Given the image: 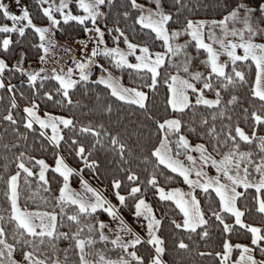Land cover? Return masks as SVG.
I'll return each instance as SVG.
<instances>
[{
  "label": "snow or ice",
  "instance_id": "snow-or-ice-1",
  "mask_svg": "<svg viewBox=\"0 0 264 264\" xmlns=\"http://www.w3.org/2000/svg\"><path fill=\"white\" fill-rule=\"evenodd\" d=\"M35 4L46 23L35 22L28 4L15 0L17 13L11 10L9 3L0 0V18L11 21L0 23V89H6L10 94L4 112L0 113V123L6 122L4 135L9 131L16 134L14 144L2 143L5 161L11 152L16 170L5 175L7 211H0V264H71L69 248L75 249L73 254L78 256L77 264H168L164 259L168 251L166 241L159 234L165 214L158 217L146 199L145 193L150 188L155 189L154 195L160 201H171L182 214L179 220L169 219L175 229L181 230V238L173 242L177 251L174 264H187L184 256L193 254L212 257V264H264V135L257 136L255 127L249 134L238 121L233 125L231 116L232 106L240 100L235 89L247 84L250 96L258 99L260 109L241 106L244 119L247 121L250 113L253 125L264 126V0H224L221 18L211 20L190 18L192 10L183 0H172L171 4L166 0H148L147 4L138 0H124V3L74 0V6L73 0H59L58 3L56 0H35ZM130 18L132 23L129 25L126 22ZM64 25L79 28L87 34L86 38L79 33L68 37L80 45L79 55L73 53L69 57L71 63L64 62L59 69L48 70L43 65L48 62L49 53L57 56V47L63 48L65 53L73 52L71 46L64 47L55 38L56 30ZM137 25L144 39L134 42L127 32L129 28L136 32ZM26 29L39 38V44L33 47H38L41 66L34 70L23 67L28 55L23 48L14 53L13 62H8L14 47L12 35L17 34V41H22ZM184 35L189 39L178 41ZM229 36L238 39H226ZM157 42L163 51L154 50ZM191 42L197 51L202 49L207 54L201 61L204 70L192 68L193 59L187 51ZM121 43L125 47H121ZM213 43L219 48H214ZM237 48L243 50L242 55L237 54ZM221 53L231 61L230 70L220 62ZM130 56L135 57V62L130 61ZM102 61L118 70H136L142 77L141 87L124 85ZM238 61L255 65L254 80L246 78L243 68L237 67ZM97 68L99 74L91 79ZM6 71L8 83L4 79ZM15 72L25 77L20 87L11 83V74ZM161 83L166 86V110H172L166 117L153 114L149 108L150 93L145 90L154 94ZM24 84L28 87L27 95ZM90 84L105 86L116 101L135 106L142 120L151 122L154 131L150 134L158 143L151 147L148 155H144L143 150L139 154V159L152 169L144 179L131 167L137 158L136 148L140 147L143 125L129 121L122 126L124 117L120 113L113 120V103L102 107L99 123L92 120L79 122L74 113L65 115L45 110L41 115L38 112L41 102L78 109L81 101L72 97L81 86L86 94ZM205 90L214 95L210 98ZM17 93L27 101L22 106V113L15 111L21 108ZM225 93H230L226 100L223 98ZM188 112L191 116L185 119ZM104 116L108 117V125L103 122ZM218 118L221 121L219 131ZM21 123L25 131L17 127ZM111 124H116L118 130L110 127ZM29 131L38 133L42 148H51L54 165H49L42 157L26 155L23 150L12 151L18 148L21 138L27 140ZM195 133H199V138L193 144L189 135ZM242 142L255 145V149L244 150ZM65 150L83 161L80 167H72L67 162ZM98 151L116 157L119 171L124 173V178L113 176L111 179L117 203L84 178L85 167L99 173ZM257 151L259 162L254 161ZM180 155H184L191 166L182 162L178 158ZM33 161L38 166V173L29 166ZM208 165L215 169V175L206 171ZM159 166L182 177L188 190L162 187L158 176H165L167 181L173 180V176L158 171ZM4 168L7 173V163ZM49 169L62 178L58 194L53 197V207L59 206V213L22 207L19 203L21 174L25 184H29L30 177H35L37 190L43 188L49 192L50 181L46 176ZM73 176L78 177L80 191L70 187ZM241 188L255 190L254 204H248V194L238 190ZM196 189L201 190L203 201ZM69 204L74 206L71 212L66 211ZM123 207L136 218L144 230L143 235L126 221ZM98 209L111 219H100ZM253 215L259 216V224L249 222ZM65 217L72 223L65 225ZM9 224L10 229L6 227ZM73 225L75 231L71 230ZM58 226H66L69 231H59ZM83 229H87V235L83 234ZM105 229L115 235L110 237ZM217 233L220 240L215 244L213 237ZM241 234L248 242L240 241ZM122 235L129 239H122ZM234 236L236 242H233ZM62 239L74 242L63 248V257L59 255L58 247ZM97 240L110 241L111 247L119 248L120 252L115 258L106 255L94 248ZM142 242L151 246L147 257L136 247ZM91 256L96 259H89Z\"/></svg>",
  "mask_w": 264,
  "mask_h": 264
},
{
  "label": "trees",
  "instance_id": "trees-1",
  "mask_svg": "<svg viewBox=\"0 0 264 264\" xmlns=\"http://www.w3.org/2000/svg\"><path fill=\"white\" fill-rule=\"evenodd\" d=\"M119 3H124V0H118ZM138 2L141 3H148V0H138ZM183 2L188 5V7L192 10V14L190 18L192 19H219L220 16V10L223 6L224 0H183ZM21 4H28L30 6V10L33 13V16L35 18L36 23H46V18L42 16V14L39 13L35 0H20ZM167 4H171L172 0H166ZM197 5H200L197 7ZM73 6H74V0H73ZM75 10V9H74ZM183 15H188L187 12H183ZM8 20L0 18V23H8ZM127 24H131L132 20L131 18L126 22ZM110 26V25H109ZM175 27H179V25H173ZM103 27V25H101ZM137 31L133 32L131 28L128 29L127 34L131 39H133L134 42L143 40L144 35L140 31L139 25L136 26ZM26 36L23 38L22 41H17V34L12 35V39L14 41V47L11 54H9V60L8 62L11 63L15 59L14 53L18 51L20 48H23L27 53V57L23 62V67L26 69H29L31 64H35L39 60V50L38 47H33V45L39 44V38L38 36H35L30 29H26ZM77 33L79 35L84 36V33L79 28H74L72 26L64 25L56 30L55 38L57 40H72L68 39V37L75 36ZM185 37V40H188L189 38L185 35L182 36V38ZM0 39H2V34H0ZM109 45L111 46V40H108ZM192 46L188 48V53L193 59L192 68L193 70H204L205 66L201 63V61L204 60L206 57V52L204 50L197 51L194 47V42H191ZM120 46H123L121 43ZM154 50H163L161 47L160 42H157L155 44ZM133 58V56H131ZM173 59H177L174 57ZM179 59H183V57H179ZM105 63L106 67H109L110 70L113 71V74L120 77L121 83H123L126 86L129 87H141L140 80L142 77L137 75L136 70L133 69H115L114 65H108L106 61H102ZM226 69L230 70L232 67L231 62L225 61ZM237 67H242L243 70L246 73V78L248 80H254V71H255V65L253 63H246V62H237ZM174 70V69H173ZM99 74V69H96V72L92 75L91 79H95V76ZM181 75H184L183 72L180 73ZM206 74V72H205ZM11 83L17 85L20 87L22 85V81L25 79V77L19 73L15 72L11 74ZM9 73L5 72V83L9 82ZM54 83V82H53ZM199 87V84L197 85ZM23 90L25 91L26 95L28 94V87L26 84L23 85ZM149 91V108L153 112L154 115H158L159 117H166L167 115L171 114L172 110L167 109L165 106V98H166V86L161 83V85L158 86L156 92L153 94L151 90ZM206 95H208L210 98L214 95L212 92H208L205 90ZM97 93H99V99H97ZM235 94L240 97V100L235 104V106H232L231 109V116H232V123L235 125V123L238 121L240 123V126L245 129L246 132L249 134L252 131V128L255 127L257 129V136L264 135V126L256 124L253 125L251 122V116L249 113L248 120L246 121L244 119L243 114V107H247L250 110L255 108L257 111L260 109V104L257 98H253L249 94V86L245 84L243 87H237L235 89ZM230 93H225L223 98L226 100L229 97ZM10 94L7 93L6 89H0V113L4 112L5 107L8 104ZM73 100H80V106L78 109L68 108V107H59L54 106L52 104L45 105L43 102L40 103V106L38 108L39 113H43L45 110L56 112L57 114H69L74 113L77 120L82 123H87L89 120H92L93 123H99L101 122V109L104 105L107 103H113L114 106V113L112 119L115 120L116 114L120 113L123 114L124 120L121 121V125H126L127 122L131 121L132 124L140 123L143 126L141 127V132L143 133L142 139L139 141L140 147L136 148L137 152V158L134 159L131 163V167L137 171L140 174L141 179H144L147 176V172L151 171V165H146L141 159H139V154L141 153V150H143L144 155H148L151 147L154 144L158 143V140L155 136H152L150 133L154 131V128L151 127V122H145L142 120L141 113L138 112L135 108V106H129L126 104H123L122 102H118L115 100L114 97H111L106 90L105 86L103 85H89L88 91L85 94V89L83 86H81L73 95ZM17 100L21 104V108L15 110L18 113H22V106L24 103H26V100H22L18 93H17ZM131 113V115H129ZM207 114V113H205ZM191 116V113L188 112L185 116V119H189ZM19 115L17 116V119H19ZM225 121H227V116L224 118ZM103 122L108 125V117H103ZM6 122L0 123V136H3V140H0V211H7V202H6V182H5V175H10L12 172H14L15 169V161L12 159V153H8V161H5L4 155H5V149L2 147L3 142H7L10 144L15 143V135L14 133H11L10 131L4 135L5 129L4 124ZM209 123H211V120L209 118ZM221 125V121L218 118L216 120V126L217 130L219 131ZM110 127H113L118 130V126L116 124L109 125ZM17 127L20 129V131H25L23 124L17 125ZM38 128V126H36ZM62 127V126H61ZM66 132V130H65ZM199 133L191 134L189 135L190 143H196L198 142ZM86 143L88 141H85ZM131 142V141H130ZM242 146L244 150H248L249 147L255 149V145H244L242 142ZM174 147V145H173ZM20 150L25 151L26 155L29 156H36L37 158H44L46 162L49 165L54 164V156L52 153V150L50 147H41V141L38 139V133L37 132H28L27 140H24L23 138L20 139V144L17 149H13L12 151L18 152ZM63 154L67 158V162L72 167H80L83 161L74 155V153H70V150H65ZM96 155L100 159V170L99 173L93 172L91 169L85 167L83 169V175L84 178H86L91 184L97 185L102 188L103 193L106 197L114 201V203H117L115 200V196L113 193V190L111 188V179L113 176L124 178V173L119 171V165L116 163V157H114L111 153H105L103 151H98ZM258 151L254 155V161H258ZM5 163L8 164L7 173H5L4 165ZM30 167H33V170L38 173V166L35 165V162H31L29 164ZM125 167H128V165H125ZM159 170H162L166 175H172L173 180L167 181L165 179V176H158V181L162 187L165 188H171V187H186V185L183 182L182 177L178 178V174H172L170 170L163 168V166H159ZM46 176L50 181V189L51 191L45 192L43 188L38 189V181L35 177L29 178V184H25L23 173L20 177V198L19 203L22 207H28V208H34V209H43L46 211H53L55 210L57 213H59L60 208L59 206L53 207L55 204V200L53 197L58 194V187L59 184L62 183V178L59 177V174H54L51 169H49L46 172ZM78 177L73 176L70 179V183L72 185L75 184V180H77ZM240 191H246L247 192V202L248 204H254L255 201L252 200V196L255 195L254 189H238ZM155 189H151L145 193L146 199L151 203L154 207V210L156 212V215L159 217L162 213L164 215L163 220V228L160 230V233L162 236H164L166 241V248L168 251L164 255V259L168 261V264H174V261L177 257V251L174 248V241L181 238V230L175 229L173 225L169 223L170 218L175 219H181L182 214L179 213L178 209L175 208V206L172 204L171 201H160L159 197L154 195ZM197 195L201 200L203 201L204 196L201 193L200 189H196ZM214 195V193H213ZM42 197H46V199H42ZM171 205V207H169ZM243 206V201H242ZM74 209V206L71 204L68 205L66 208V211L71 212ZM99 218L105 220L108 215L107 213H104L103 211L99 210L97 211ZM122 214L125 218H130L131 212L128 210L127 207L122 208ZM59 221V216H58ZM85 223L88 221L85 220ZM249 222H253L256 224L260 223L259 216L253 215L249 218ZM72 222H69L67 218L65 217L64 224L68 225ZM9 229L11 228V225H6ZM59 231H69L68 227H59ZM72 231H75V226L73 225L71 228ZM83 234L87 235V229H83ZM186 238V237H185ZM194 239H196L194 237ZM214 243L218 244L220 237L217 233L213 237ZM241 242H248L244 239L243 235L241 234L240 237ZM10 242H12L10 240ZM233 242H236L235 236L233 237ZM70 243H74L73 241L69 240H61L58 244V247L60 249L59 255L63 257V248L68 247ZM203 244V242H201ZM139 253L145 255L147 257V253L151 250V246L147 245L146 243H143L141 245L136 246ZM95 249H99L100 251L104 252L106 255L111 256L115 258L118 253L120 252L119 248H112L109 242H101L99 240L96 241L94 245ZM131 250V248H130ZM201 250H203L201 248ZM75 249L69 248V261L71 264H77L78 262V256L74 255ZM19 259V257H17ZM89 259H96L95 256L89 257ZM184 259L186 260L187 264H212V257H206L202 258L196 255H185ZM146 264V262H145Z\"/></svg>",
  "mask_w": 264,
  "mask_h": 264
},
{
  "label": "rangeland",
  "instance_id": "rangeland-1",
  "mask_svg": "<svg viewBox=\"0 0 264 264\" xmlns=\"http://www.w3.org/2000/svg\"><path fill=\"white\" fill-rule=\"evenodd\" d=\"M56 2L58 3L59 0H56ZM9 4L15 9V12L18 13L19 9H18V8L16 7V5H15V0H9ZM20 4H21V3H20ZM8 23H11V21H9ZM215 31L218 33L220 30L217 28V29H215ZM86 35H87V34H84V37H85V38H86ZM185 36H186V35H185ZM186 37H187V36H186ZM205 38H207V32H205ZM226 39H238V38H234V37L229 36V37H227ZM183 40H185V37H184V38H182V37H179V38H178V41H183ZM58 41L60 42V44L64 45V47L71 46L72 49H73V52L65 53L64 50H63V48L57 47V49H56L57 56H53L51 53H49V54H48V62H47L46 64L43 65V67H45V68L48 69V70H51L53 67H56L57 69H59V67L61 66V64L64 63V62L71 63V60L69 59V57H71V56L73 55V53H76L77 55H79L78 49H79L80 45H79L78 43L74 42L73 40H58ZM206 42H208L207 39H206ZM121 47H125V46L123 45V46H121ZM213 47H214V48H219V45L213 43ZM162 51H163V50H162ZM237 54L242 55V54H243V50L237 48ZM57 57H59V60L57 59ZM129 59H130L131 62H135V57H134V56H133V58H131V56H130ZM219 60H220L221 63H224L226 60L229 61V62H231V61L228 59V57H227V55H226L225 53H221V55H220V57H219ZM33 64H34V63H33ZM33 64H31L29 70H33V69H31ZM36 64H37V68L41 66V63H40L39 60L36 62ZM43 74H44V73H41V75H43ZM113 75H114V74H113ZM40 114L42 115L43 113H40ZM37 126H38V125H37ZM49 132H50V130H49ZM192 154L198 156V154L195 153V152H193ZM178 158H179L182 162H184L186 165L191 166L190 163L187 161V159H186V157H185L184 155H180ZM54 162H55V161H54ZM53 165H54V164H53ZM206 171H208L209 175H215V169H213V168L211 167V165L206 166ZM191 175L194 177V176H195V173H191ZM70 179H71V178H70ZM85 179H86V178H85ZM86 180H87V179H86ZM74 182H75V184L72 185V184L70 183V181H69V183H70V187H71L72 189L76 190V191H80L79 180L77 179V180H75ZM89 183H90V182H89ZM90 184H91V183H90ZM91 185H92L93 187H95V188H98L101 192H103V190H102L101 187H99V186H97V185H93V184H91ZM185 185H186V184H185ZM177 187H178V186H177ZM171 188H174V187H171ZM179 188H181V189H183V190H185V191L188 190V186H187V185H186V187H179ZM110 200H111V199H110ZM111 201H112V200H111ZM112 202L114 203V201H112ZM99 210L103 211L102 209H98L97 211H99ZM110 219H111V217L108 216L105 220L107 221V220H110ZM125 219H126V221H127L129 224H131V225L133 226V228H135L136 231L140 232L142 235L144 234V230L142 229L141 225L136 221V218H135V217H133V216L131 215L130 218H125ZM112 227L114 228L115 225L113 224ZM104 231H105V233L108 234L110 237H113V236L115 235L114 233H110V232H108L107 229H105ZM122 239L127 240V239H129V237L126 236V235H122Z\"/></svg>",
  "mask_w": 264,
  "mask_h": 264
},
{
  "label": "built area",
  "instance_id": "built-area-1",
  "mask_svg": "<svg viewBox=\"0 0 264 264\" xmlns=\"http://www.w3.org/2000/svg\"><path fill=\"white\" fill-rule=\"evenodd\" d=\"M3 2H4V3H9V0H3ZM10 7H11V10H12V11H15V9H14L11 5H10Z\"/></svg>",
  "mask_w": 264,
  "mask_h": 264
},
{
  "label": "crops",
  "instance_id": "crops-1",
  "mask_svg": "<svg viewBox=\"0 0 264 264\" xmlns=\"http://www.w3.org/2000/svg\"><path fill=\"white\" fill-rule=\"evenodd\" d=\"M36 68H37V64L35 63V64L32 65V68H31V69L34 70V69H36Z\"/></svg>",
  "mask_w": 264,
  "mask_h": 264
}]
</instances>
